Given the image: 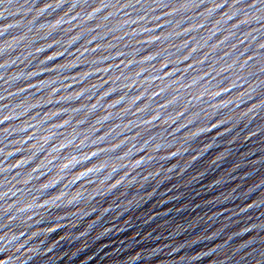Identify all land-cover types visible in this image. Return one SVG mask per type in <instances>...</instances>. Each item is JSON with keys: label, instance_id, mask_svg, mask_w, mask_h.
<instances>
[{"label": "water", "instance_id": "95a60500", "mask_svg": "<svg viewBox=\"0 0 264 264\" xmlns=\"http://www.w3.org/2000/svg\"><path fill=\"white\" fill-rule=\"evenodd\" d=\"M0 264H264V0H0Z\"/></svg>", "mask_w": 264, "mask_h": 264}]
</instances>
